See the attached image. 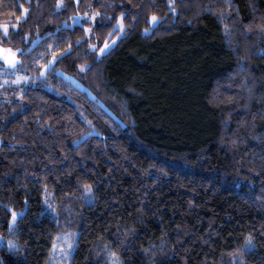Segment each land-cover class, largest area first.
Masks as SVG:
<instances>
[{
  "label": "trees",
  "instance_id": "obj_1",
  "mask_svg": "<svg viewBox=\"0 0 264 264\" xmlns=\"http://www.w3.org/2000/svg\"><path fill=\"white\" fill-rule=\"evenodd\" d=\"M173 2L0 0L29 76L0 89V264H49L62 232L70 264H264V32L243 27L264 0Z\"/></svg>",
  "mask_w": 264,
  "mask_h": 264
},
{
  "label": "rangeland",
  "instance_id": "obj_2",
  "mask_svg": "<svg viewBox=\"0 0 264 264\" xmlns=\"http://www.w3.org/2000/svg\"><path fill=\"white\" fill-rule=\"evenodd\" d=\"M80 23L81 20L80 18L75 19V23ZM156 22H152L153 24H156ZM123 32H121L119 35L114 37L113 39L109 40V47L106 49L104 53H106L108 50H110L113 46L116 45L119 37L122 35ZM4 48H11L9 46L3 45L0 43V49ZM13 50V53L15 54V63L9 64L7 60H5V56L9 55L8 53L0 52V64L2 65V68L0 69V89H2L4 86H10V85H15V86H22L26 84L29 80V76L21 71L18 70V63H19V57L16 53V51ZM103 53V54H104ZM99 55L100 54L98 51ZM84 68V67H83ZM18 213L17 218L23 213V211L20 210H15ZM16 220L14 224H12L11 230L16 224ZM12 221V217L10 222ZM4 237L0 235V242L2 243L4 240ZM77 239H78V232H62L59 233L53 243L52 249H51V254H50V259H49V264H70L76 244H77ZM11 240L13 243L10 246L8 244V241ZM6 245L10 249H15L17 247L16 243L12 239H7L5 241ZM107 264H122L120 260L114 256L111 255L108 263Z\"/></svg>",
  "mask_w": 264,
  "mask_h": 264
},
{
  "label": "snow or ice",
  "instance_id": "obj_3",
  "mask_svg": "<svg viewBox=\"0 0 264 264\" xmlns=\"http://www.w3.org/2000/svg\"><path fill=\"white\" fill-rule=\"evenodd\" d=\"M168 5L171 9V11L175 12L176 11V8L174 6V2L173 0H168ZM225 5L228 9H231L232 8V5L230 3V0H225ZM59 6V4H58ZM19 7L22 9L21 13H20V16H16L15 19L17 21H19L21 19V17H26L27 13H28V8L24 7L23 5H19ZM79 15V14H78ZM82 15L84 16H88L89 18V21L91 22V24H96L97 23V17H101V20L107 18V19H112L113 17L111 16H102V14L100 12H93L91 15H89L88 13H83ZM221 17L224 16V12L221 11L220 13ZM124 16H125V13L124 12H121L119 14L118 17H116V24L113 25V27H116V26H119L120 28V31L122 32L123 29H124ZM160 17H158L155 13H153L149 19L154 23L156 22ZM240 18L239 16L237 15L236 17L233 18L234 22L235 21H238ZM240 23H243V21H240ZM9 24L7 23H3V24H0V30L3 31L5 37L7 36V33H8V30H9ZM12 28H16L18 27L17 24H13L11 25ZM230 25L229 24H225L224 25V31L225 33L227 34L229 32V29H230ZM243 27L246 31H253L254 29H259L261 32H264V23H256L254 21H249L247 24H243ZM93 31L92 27L91 26H84V32L86 34H91ZM144 31H148L147 28L144 29ZM109 41L106 39L104 40L103 42V46L99 48V53L100 54H103L106 49L109 47ZM69 48H71V45L68 46ZM90 48L92 49H96L97 48V45L96 44H90L89 45ZM18 51V50H17ZM0 52H4V53H8L9 55L5 56V60H7V62L9 64H13L15 63V54L13 53V50L11 48H4V49H0ZM63 54V53H62ZM57 59V57L55 56V54L53 55L52 57V61L51 62H54L55 60ZM48 65H45V67H47ZM85 67L84 65H81V68ZM86 187V190L87 191H91V188L88 187V186H85ZM11 216H12V221L10 222L9 224V228L12 227V224H14L15 220H16V217L18 216V213L15 211V210H12L11 212ZM253 236L251 234H248L246 237H245V244L246 246H252L253 244ZM12 241L9 240L8 241V244L11 246L12 245ZM237 251H240L239 249H237ZM112 255H115V253H113ZM235 258V257H234Z\"/></svg>",
  "mask_w": 264,
  "mask_h": 264
}]
</instances>
